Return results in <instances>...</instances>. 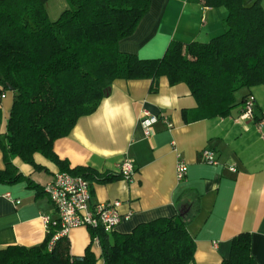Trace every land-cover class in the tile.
<instances>
[{
	"label": "crops",
	"instance_id": "0c3cea01",
	"mask_svg": "<svg viewBox=\"0 0 264 264\" xmlns=\"http://www.w3.org/2000/svg\"><path fill=\"white\" fill-rule=\"evenodd\" d=\"M52 3L46 0L45 8L49 19L56 20L66 3L58 0L59 10ZM260 4L264 10V0ZM226 16L223 6L151 0L134 32L119 41L118 49L140 58H159L172 40L204 43L220 35ZM150 85V79L114 80L95 111L81 116L66 136L52 143L53 153L68 169L81 167L97 175L119 176L88 180L91 205L120 202L121 220L107 233L108 241L112 242L113 233L128 234L139 224L181 213L189 217L186 227L195 242L190 264H218L227 259L231 240L242 232L250 233L255 262L264 264V87L240 89L226 117L186 123L182 111L196 107L186 84L170 85L161 76L155 91H150ZM2 93L0 171L5 169L6 124L12 104V92L0 88ZM249 95L255 101L253 118L240 119L243 100ZM142 111L159 117L148 135L140 123ZM206 149L213 152L216 164L203 160L201 153ZM33 160L36 167L12 159L20 179L0 181V250L38 245L48 229L43 217L56 218L43 186L60 168L40 153H34ZM125 160L134 167L129 181L119 173ZM178 161L186 165L181 180L176 176ZM65 238L71 257H81L90 245L96 264H104L100 244L91 241L88 228H72Z\"/></svg>",
	"mask_w": 264,
	"mask_h": 264
},
{
	"label": "trees",
	"instance_id": "16d2710c",
	"mask_svg": "<svg viewBox=\"0 0 264 264\" xmlns=\"http://www.w3.org/2000/svg\"><path fill=\"white\" fill-rule=\"evenodd\" d=\"M66 8L50 20L46 0H0V88L12 92L6 124L5 169L0 181L15 182L12 159L33 165L40 153L60 168L87 180L108 181L118 175H97L81 167L68 169L52 151L54 140L66 136L76 121L91 114L116 79L158 78L170 85L184 83L196 102L183 110L186 123L226 117L245 87H264V10L260 0H187L227 10L223 32L208 42L172 40L159 58H140L118 49L148 11L151 0H64ZM246 98H244L245 100ZM243 100V102H244ZM187 217L158 218L137 225L128 234L101 229L97 237L104 264H190L195 242ZM57 226H48L38 245L0 250V264H96L88 245L81 257H71L68 242H49ZM251 236L231 240L229 257L218 264H257L250 253Z\"/></svg>",
	"mask_w": 264,
	"mask_h": 264
},
{
	"label": "built area",
	"instance_id": "2783aa9c",
	"mask_svg": "<svg viewBox=\"0 0 264 264\" xmlns=\"http://www.w3.org/2000/svg\"><path fill=\"white\" fill-rule=\"evenodd\" d=\"M4 97L5 94L0 95ZM254 97L249 95L243 102V109L240 119H252L254 108ZM162 120L168 127L166 116L161 115ZM159 117L151 115L147 111H142L140 123L145 130L146 135L150 132L152 125L158 121ZM202 158L206 163L216 164L213 152L209 150L202 151ZM233 170V168H231ZM120 176L129 181L134 173L133 163L125 160L119 166ZM186 174V165L183 161H178L176 165V176L181 180ZM43 192L47 195L52 204L56 218L50 220L44 216L47 227L57 226L58 230L49 242V248L60 237H65L68 231L75 227H86L88 229H101L105 233H110L120 222L121 216L118 212L120 202L118 200L91 205L90 183L80 175H73L67 171H58L53 178L43 186ZM127 218V216H125ZM94 243L98 244L97 237Z\"/></svg>",
	"mask_w": 264,
	"mask_h": 264
},
{
	"label": "rangeland",
	"instance_id": "374dc122",
	"mask_svg": "<svg viewBox=\"0 0 264 264\" xmlns=\"http://www.w3.org/2000/svg\"><path fill=\"white\" fill-rule=\"evenodd\" d=\"M52 5H53V7L55 8L54 10H59V8H60V3H58V0H53V3H52ZM55 16V13H54V15L52 14L51 15V18H53ZM57 17H55V19H56ZM53 20H54V18H53Z\"/></svg>",
	"mask_w": 264,
	"mask_h": 264
}]
</instances>
